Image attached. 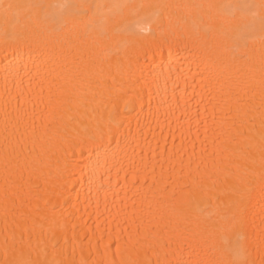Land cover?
I'll return each instance as SVG.
<instances>
[{
    "label": "bare ground",
    "instance_id": "1",
    "mask_svg": "<svg viewBox=\"0 0 264 264\" xmlns=\"http://www.w3.org/2000/svg\"><path fill=\"white\" fill-rule=\"evenodd\" d=\"M0 264H264V0H0Z\"/></svg>",
    "mask_w": 264,
    "mask_h": 264
}]
</instances>
